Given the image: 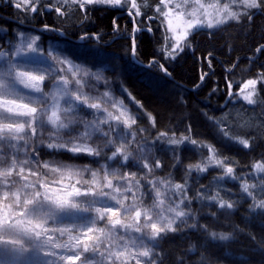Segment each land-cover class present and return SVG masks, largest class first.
Masks as SVG:
<instances>
[{
	"label": "snow or ice",
	"instance_id": "1",
	"mask_svg": "<svg viewBox=\"0 0 264 264\" xmlns=\"http://www.w3.org/2000/svg\"><path fill=\"white\" fill-rule=\"evenodd\" d=\"M56 2L58 6H53L49 0L48 11H55L58 16H66L69 11L76 9L84 13L86 20L89 19L88 6L127 7L133 25L131 33L128 34L132 41L133 55L137 50V34L142 31L149 33L153 31L150 26L145 29L140 20L144 15L141 8L148 7L147 0H142V3H138L137 0H56ZM160 2L161 5L168 8L167 12H161V15L167 20L166 33H172L171 36L165 35L164 44L159 49L165 60L176 59L180 52L184 51L186 47H190L188 38L194 31L203 27L211 30L230 21L240 23L245 18L251 23L257 13L264 11V0H231L217 12L215 19L210 18L207 14L201 18L199 9L204 8L203 4H199V9L194 8L189 12L186 9L192 7V0H181V3L175 4V8L185 10L177 11L176 15L187 17V20L183 30L177 32L173 27L172 20L167 19L173 13V9L168 7L171 0H167V2L160 0ZM196 2L199 3V0ZM14 7L18 10L22 9L25 13L29 10L32 13L42 11L41 0H17ZM156 11L160 12V5L156 6ZM148 19L151 20L152 17ZM44 29L55 30L48 25H44ZM4 32L6 30L0 28V33ZM113 34L122 38L124 36L115 19L113 20ZM95 35L99 36L98 33ZM86 37L87 34L81 39ZM14 38L18 39V42L9 41L7 49L0 45V189H5L3 196L0 197V264H77V262L79 264H130L132 261L135 264H157L156 257L159 255L155 251L158 247L157 242L168 233L181 231L177 221L186 223L184 218L188 216V213L178 209L181 204L189 200L187 181L171 185L173 195L180 197L178 200L171 201H166L164 193L153 185L155 200L150 208L136 207L137 198L133 188L139 190L141 180L145 178H137L136 173L119 174L118 170H113L110 174L105 172L101 178L100 172L97 170L92 171L91 181L77 180L75 184L56 189L51 188V183H55V181L50 182L46 179L49 174H59L61 177L65 175L69 177L83 176L85 172L89 171L88 167L84 166L83 169L74 170L70 164L63 162H57L53 167L47 161L41 165L35 159L21 160L16 142H23L27 145L30 138L40 135L41 145L44 146L43 137L47 132V138L50 141L46 144L48 149L70 152L74 157H78L80 154L99 157L105 149H110V146L114 144L113 140L108 139L112 131L111 126L108 132H103L102 137L93 136V133L102 131L100 125L109 124L110 120H114L118 123L122 122L124 128L129 129L135 125L136 119L128 114L127 109L123 107V101H113L109 92L103 93V99L98 102H91V97L84 91L88 86L87 82L81 78V74L84 78L93 76L97 81L101 79L99 74L82 69L67 57L61 58L59 54L48 53L42 59L25 56L26 53L37 52L39 37L33 36L29 39L23 32H20L14 33ZM170 42L171 47L169 48ZM256 51L257 53L264 51V45L258 47ZM17 57H24V62H18L15 59ZM156 62V59L153 58L149 64ZM40 64L47 66L40 67ZM58 65H67L68 67L67 69L57 68ZM208 66L210 70L213 67L210 59ZM234 67L235 65H233ZM233 68L226 69V71H232ZM160 70L165 75H171L163 63L160 64ZM65 71L71 72V79L66 75H59L60 72ZM208 74V72L202 73L200 81L203 82ZM57 76L59 79L53 83L56 91L50 94L43 92L42 84ZM258 83H264V73L254 79H248L238 93L249 105L257 103L255 97L258 95ZM70 85H74L75 91L71 90ZM196 86L199 87V84ZM227 87L229 96H232V83L229 82ZM215 90L214 88L213 91ZM33 93L39 95L34 96ZM49 95L52 97L51 111H49L48 104ZM61 99L68 107L60 106ZM107 104L116 109L119 115H114L112 111H109L105 106ZM84 106L97 111L102 110L107 113V118L100 121L84 122L69 115ZM149 118L155 125L154 117L149 115ZM210 119L212 118L210 117ZM80 123L84 124V132H77L76 127H73ZM45 124L51 125L52 130H46ZM221 131L224 137L238 140L245 149L250 147L248 139L233 138L223 128ZM127 135L128 133H125V136L121 137L123 142L115 148V151H112V155L107 157L108 160L116 161L121 156L124 161L130 159L132 152L129 151V147L135 140L134 134H132V140H127ZM160 138H164L165 142L170 145H179L188 141L201 150L207 149L208 156L203 162L187 166L189 174L192 171L203 173L210 166H215L223 168L224 176L237 179L234 175V167L229 166V159L227 157L219 158L218 150L214 145L184 135L177 139L175 133L169 137L167 132H161L157 139ZM94 139H100L102 143L93 147L91 141ZM137 151H141V149L137 148ZM160 167V161H156L153 165L146 157L142 163V168L148 169L149 174L154 168ZM252 167L255 172L264 173V161H257ZM17 169L19 170L17 171ZM114 181L126 182V187L117 186ZM148 183L152 184L153 181H148ZM170 183V180H160V184L165 187H168ZM257 187L261 192H264V184H241L242 193L253 200V204L250 205V209L253 211L264 210V200H256L253 192V189ZM69 188L71 190H68ZM125 192L132 194L133 203L131 205H126L125 201L119 198ZM201 198L211 201L218 200L221 209L230 210L236 206L235 202L220 198L219 193ZM110 202L115 203L111 204ZM97 203H103L104 206L93 207ZM166 203L169 205L167 209L164 208ZM132 208H136L134 216L131 218L133 222L126 223L120 217L130 212ZM86 213H95V215H83ZM166 213H171L172 216L169 217ZM213 215L215 214L213 213ZM105 219L108 223L104 227L96 226L97 221L103 223ZM50 221L53 223L68 221L70 223L63 227H49ZM186 226L207 231L205 225ZM118 229H122L125 235H119ZM133 231L140 235L132 237ZM208 235L212 240L218 241H227L231 238L227 233L210 232ZM145 240L148 242L147 245ZM130 246L140 250L129 252ZM188 251L194 253L195 246H190ZM179 264H184L183 259L179 260Z\"/></svg>",
	"mask_w": 264,
	"mask_h": 264
},
{
	"label": "trees",
	"instance_id": "2",
	"mask_svg": "<svg viewBox=\"0 0 264 264\" xmlns=\"http://www.w3.org/2000/svg\"><path fill=\"white\" fill-rule=\"evenodd\" d=\"M51 2L53 6H58L56 0ZM137 2L142 3V0ZM41 3L42 11L32 13L29 10L25 13L0 0V14L12 16L18 21L0 17V28L6 30L0 33V44L6 48V42L13 41L14 33L20 31L35 33L41 46H62L67 56L83 63L91 73L99 72L105 79L106 88L123 101L136 123L129 129L123 126L125 131L118 135L123 137L128 133L127 140H132L134 134L135 142L129 150L132 156L128 161H124L122 156L116 161L107 159L110 149L120 145L121 140L117 141L114 137L117 136L118 129L122 130V126H118V129L112 127L108 139L110 137L114 144L99 157L87 154L74 157L70 152L48 149L45 145L36 148L40 158L97 168L103 175L105 172L110 174L115 169L119 174L136 173L137 178L145 177L141 180L139 190L133 188V192L142 200H137V207L141 206L140 202L147 203V195L153 190V184L148 181L163 179L176 184L186 180L189 200L181 204L182 210L188 213L184 218L186 223L177 221L181 231L168 233L157 242V264H161V261L162 264H179L180 259H183L184 264H264V210H251L252 198L241 191L242 183L264 184V178L250 179L254 162L264 159V89L258 94L257 103L252 106L241 102L232 106L226 103L229 82L242 81L255 76L257 72L264 73V51H256L264 45V11L257 13L251 23L245 18L240 23L230 21L219 31L197 32L191 37L190 47L180 52L176 59L165 60L159 51L165 37L161 21L162 7L157 12L159 1L147 0L148 7L141 8L144 15L140 20L145 29L150 26L153 31L137 34V50L134 55L144 64L156 59V63L146 67L135 63L131 58L132 41L128 34L133 25L129 15L123 13L125 8L121 10L89 6V19L86 20L84 13L76 9L69 11L66 16H58L55 11H48L49 0H41ZM149 17L152 19L149 20ZM114 19L120 32L124 34L123 38L113 34ZM19 22L34 26L48 25L55 30L38 31ZM57 31H63L66 37ZM88 33H98L99 36L86 37L80 42L71 39ZM209 59L213 65L211 70L208 66ZM161 63L168 68L171 78L160 70ZM230 68L233 70L226 71ZM204 72L209 74L199 83ZM198 84L199 87L196 86ZM231 107H239L245 118L250 117V121L247 120L243 125L245 128H234V132H239L236 137L249 140L248 149L239 144L238 140L224 137L222 126L216 120ZM149 115L154 117L155 125ZM240 117L236 122L242 120ZM121 124L122 122L119 123ZM109 127L103 126L96 136L102 137L103 132L109 131ZM161 132H167L169 137L175 133L177 139L184 135L214 145L221 157L229 159V166L234 167L237 179L230 180L221 176L223 168H209L203 173L192 171L189 174L187 166L199 161L201 149L188 141L170 145L164 138L157 139ZM99 141L98 144H101L102 140ZM140 145L147 148L145 153L150 156L153 165L156 161L161 162V167L154 168L151 174L142 168L141 153L136 149ZM253 192L256 200H264V192L259 187L254 188ZM217 193L220 198L235 202L236 206L230 210L221 209L218 200L201 198ZM130 200L131 198L124 200L125 204L131 205ZM99 206L100 204H96V207ZM133 213L135 208L123 214V217H131ZM106 221L107 219L105 223L98 222L96 226L104 227L108 222ZM191 224L205 225L207 231L186 226ZM210 232L227 233L231 238L227 241L212 240L208 235ZM147 243L145 241L146 245ZM192 245L195 246L194 253L188 251Z\"/></svg>",
	"mask_w": 264,
	"mask_h": 264
},
{
	"label": "rangeland",
	"instance_id": "3",
	"mask_svg": "<svg viewBox=\"0 0 264 264\" xmlns=\"http://www.w3.org/2000/svg\"><path fill=\"white\" fill-rule=\"evenodd\" d=\"M3 1H4V3H7L11 7H14L15 3L17 2V0H3ZM158 1L160 3V6L162 7V12H167L168 11V8L167 7H164L163 5H161L160 0H158ZM166 2H167V0H166ZM230 2H231V0H199V3H197L196 0H192V7H189L186 10L189 11V12H191L194 8L195 9H199V4H203L204 5V8L203 9H199V12L201 13V18H203V15L204 14H207L208 16H210V18L215 19L217 12L220 9L223 8L224 4L230 3ZM176 3H181V0H171V2L168 4V7H171L173 9V13L167 19H171L172 20L173 27L176 29L177 32H179V31L183 30V28L185 26V23H186V20H187V17H178L176 15V12L177 11H184L185 10V9L177 10L175 8V4ZM124 8H117V9H121V10L124 9L125 12H128V8L127 7H124ZM11 18H13V17L11 16ZM161 18H162V20H161L162 21V27L164 29L165 35L167 34V35L171 36L172 35L171 32H167L166 33V29L168 27L166 18L163 15H161ZM193 18H195V17H193ZM224 25L225 24L219 25L216 28H213L211 30L208 29L207 27H203L200 30H197V31L192 32L190 34V36H189L188 39L190 41L191 40V37L195 33L200 32V31H203V30H206L208 32L219 31V30H221V28ZM42 26H38V27H42ZM43 30H45V29L43 28ZM18 33H20V31H18L17 34ZM23 33L29 39L31 37H33V36H37L33 32H23ZM8 42L9 41L6 42L7 47L5 49H7L8 46H9ZM17 42H18V39H14L13 40V43H17ZM37 44L39 46L38 49H37V52H35V53H26L25 56H31V57H36L38 59H42V58L46 57L48 55V53L59 54L61 58L67 57L70 61L73 62V64L79 65L82 69H86L87 70L86 66L83 63H80L78 61H75L71 57L67 56V53L65 51H63V47L62 46H56V45H50V44H48V45L46 44L45 46H43V45L41 46L39 44V40L37 41ZM170 47H171V42L169 43V48ZM15 59L18 62H20V63H23L24 62V57H17ZM39 66L40 67H46L47 65L46 64H40ZM60 67H63L65 69H67L68 66L67 65H58L57 66V68H60ZM93 73H96V72H93ZM97 74H99V72H97ZM259 74H261V72H257L255 76H253V77H247V78L243 79L242 81H236L234 83L231 82L232 85H233V87H232L233 95L232 96H229V92H228L227 99H226V100H228V102L226 101V103H228L229 106H232V105L236 104L237 102H241L242 104H245L247 106H252V105L247 104V102L244 101L242 99V96L238 95V93H240L241 88L243 87V85L245 84V82L248 79H254ZM59 75L60 76H65L66 75L69 79H71V72H68V71L60 72ZM81 78L85 79L86 82H87V85L88 86L85 87L84 91H85V93L88 96L91 97V102H98L99 100L103 99V93H105V92H109L110 93L113 101H120L119 99H117L112 94V92H110L108 90V88H106V86L104 84V82H105L104 81L105 80L104 78L101 77V79L99 81H97V80H95V78L93 76H89V77L84 78V77H82V74H81ZM58 79H59V76L53 77L52 80L46 81L45 83H43L42 84V91L45 92V93H49V94L55 92L56 89L53 87V83L56 80H58ZM46 84H47V88H46ZM234 86H236L237 88L234 89ZM70 88H71L72 91H75L74 85H70ZM263 89H264V83H258L257 84V92H258L259 95H260V93H261V91ZM245 94H246V92H245ZM33 95L34 96H38L39 94L38 93H33ZM255 99L258 100V95L255 97ZM51 103H52V97H51V95H49L48 96L49 111H51V107H50L51 106ZM36 106H38V105H36ZM60 106L62 108L68 107V105L64 103L63 99H61V101H60ZM105 106L108 107L109 111H112L114 113V115H119V112L116 109H113L110 104H107ZM123 107L125 108L124 105H123ZM128 114L131 115V113L129 111H128ZM69 115L72 118L77 119L78 121L82 120L84 122L100 121V120H104V119L107 118V113L103 112L102 110L101 111H97V110H94V109H90L87 106H84L82 108H79V109L75 110L74 112H72ZM238 116L239 117L241 116L240 118L242 120H238L236 122ZM216 120L218 121L219 124H221V126H222L223 129H225L226 131H228L230 133V135L232 137L235 136V138H237L236 136L238 135L237 133H239V132H234V128L235 127H243V128H245V126H243V125H245L247 123V120L250 121V117L245 118V116L243 115V112L241 110H239V107H235V108H232L231 107L228 110H225L220 116H218L216 118ZM65 122H67V120H65ZM105 125L106 126H111V127H116L117 129H118V126H122V130L118 129L120 132L119 131L118 132L116 131L117 133H119V135H121V133H123L125 131L123 129V126H124L123 123L121 125H119V123L117 121H114V120H110L109 121V124H101L100 125V128L102 129V127L105 126ZM73 127H76V131L77 132H84L85 131V128H84V124L83 123H80L78 126L77 125H73ZM45 129L48 130V131H51L52 130L51 129V125L45 124ZM96 134L97 133H93V136L96 137ZM73 135H75V133H73ZM114 138L117 141L118 140H121L120 143L123 142V140L121 139V137H118V135L116 137H114ZM43 139H44V146L48 142H50L49 139L47 138V132L44 133ZM109 139H111V138L109 137ZM40 141H41V136L40 135H37V137L30 138L27 145L23 144V142H16L18 144V147H19L20 159L21 160H24V159L33 160V159H35V160L39 161V163L41 165L45 161H47V162H50L51 166H53V167L56 166V163L57 162H62V161H54V160H47V159L40 158L38 151H36L37 150L36 148L42 146ZM99 142H100L99 139H94L93 141H91V145L93 147H95ZM130 147H133V145H130ZM130 147H129V150H131ZM137 148H140L141 149V151H139L138 153H141V157H142L141 159H142V161L144 162V158L146 157L148 159V161L151 164H153L151 162V159H149L150 156L149 155H146V153H145L147 148L145 149L141 145L139 147L137 146L136 149ZM112 151H115V148H111L110 149L109 156L112 155ZM207 156H208L207 149L205 148L204 151L201 150V157H199V159H198L199 161L198 162H203L206 159ZM219 158H223V157H221L219 155ZM257 161H264V159L257 160ZM257 161H255L254 164ZM63 163L70 164L73 167L74 170H76V169H83V166H80L78 164H73V163H68V162H63ZM209 168H218V167L210 166ZM88 169H89V171L85 172L83 174V176H72V177H69L68 175H65V176L61 177L59 174H49L46 177V179L48 181H50V182L51 181H55V183H51V188H53V189H56V188H59V187H63V186H67V185H71V184H75L77 180H87V181H91L92 180V175H91L92 171H97L98 169L97 168H93V167H90V168L88 167ZM18 170L19 169H17V171ZM41 170L42 171H47L46 169H41ZM26 171H27V169H26ZM146 171H148V169H146ZM123 174H128V173L127 172H124ZM250 175H251V178H250L251 180H253L254 178L255 179L264 178V173H257V172L254 171V169H252V172L250 173ZM103 176L104 175L100 173V177L102 178ZM221 176H224V173H222ZM228 178H230V180H234L231 177H228ZM160 180H162V179L156 180V182H153L152 184L155 186V188H159L160 191L162 193H164V198H165L166 201H171L170 198L172 200H178V199H180V197H178V196H177V199H176V196L173 195V191H172V187L171 186L165 187V186L161 185L160 184ZM114 184L117 185V186L126 187V182L114 181ZM171 185H175V183H171ZM68 190H71V189L69 188ZM4 191H5V189H0V197L3 196V192ZM41 191H43V189H41ZM134 191L137 192V190H135V189H134ZM168 191L170 193L169 195H168ZM142 194H144V193H142ZM131 196H132L131 193L125 192L123 195H120L119 198L120 199H123V200H127L128 198H131L130 202L133 203V197H131ZM136 198H137V200H141L140 197H137L136 196ZM154 200H155V190H154V187H153V190L149 193V196L147 195V200H146L147 203H145L144 201H143L144 203L143 202H140L141 203V206L138 205V207L139 208H150L153 205ZM110 203L111 204H114L115 202H110ZM97 204H100L99 207H103L104 206L103 203H97ZM137 204H138V202H136V205ZM93 207H96V204L93 205ZM167 207H168V203H166L164 205V208L165 209H167ZM178 210H182L181 205H180V208ZM135 211H136V208H135ZM166 214L170 217V214L171 213H166ZM83 215H85V216L95 215V213H92V214H87L86 213V214H83ZM133 216H134V213L131 215V217H126V216L123 217V215H121L120 218L123 219L127 223V222H133L132 219H131ZM98 222L99 221H97V225H98ZM69 223L70 222H68V221H63V222H58V223H53V222L50 221L48 226L49 227H63L66 224H69ZM77 223H79V222H77ZM118 234L119 235H122V236L125 235V233L123 232L122 229H118ZM131 235H132V237H136V236H139L140 234L135 233L133 231L131 233ZM125 238H127V237H125ZM145 241H147V240H145ZM139 250L140 249H135V248H132L131 246L128 248V251L129 252H134V251H139ZM78 264H79V262H78ZM130 264H134V261L130 262Z\"/></svg>",
	"mask_w": 264,
	"mask_h": 264
},
{
	"label": "water",
	"instance_id": "4",
	"mask_svg": "<svg viewBox=\"0 0 264 264\" xmlns=\"http://www.w3.org/2000/svg\"><path fill=\"white\" fill-rule=\"evenodd\" d=\"M128 14V12H124V14ZM119 15V14H118ZM0 16L2 17L3 15L2 14H0ZM3 17H5V18H8L9 20H11V21H17L16 19H14V18H11V17H6V16H3ZM18 22V21H17ZM21 25H23V26H25V27H33V28H35L36 30H38V31H42L43 30V28H44V26H42V27H38V26H34V25H31V24H26V23H22V22H19ZM51 29H54V28H52V27H50ZM61 36H63V37H66V35H65V33L63 32V31H57ZM85 34H83V35H81V36H79L78 38H71L72 40H74V41H76V42H80V41H82L83 39H81V37L82 36H84ZM87 37H93V38H96V35L95 34H90V33H88L87 34ZM131 58H132V60L135 62V63H137V64H139V65H142V66H146V67H148L150 64H144V63H142V62H140L139 60H137L136 59V57L132 54V50H131ZM167 77H169V78H171V76H168V75H166ZM193 89V88H192Z\"/></svg>",
	"mask_w": 264,
	"mask_h": 264
},
{
	"label": "bare ground",
	"instance_id": "5",
	"mask_svg": "<svg viewBox=\"0 0 264 264\" xmlns=\"http://www.w3.org/2000/svg\"><path fill=\"white\" fill-rule=\"evenodd\" d=\"M199 83H201V81H199Z\"/></svg>",
	"mask_w": 264,
	"mask_h": 264
}]
</instances>
